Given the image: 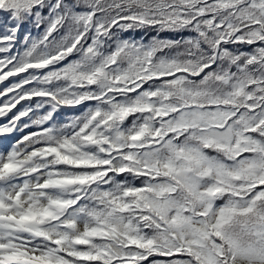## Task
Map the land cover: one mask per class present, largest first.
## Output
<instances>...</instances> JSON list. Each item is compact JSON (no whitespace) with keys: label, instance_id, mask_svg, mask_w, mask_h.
<instances>
[{"label":"snow or ice","instance_id":"snow-or-ice-1","mask_svg":"<svg viewBox=\"0 0 264 264\" xmlns=\"http://www.w3.org/2000/svg\"><path fill=\"white\" fill-rule=\"evenodd\" d=\"M0 264H264V0H0Z\"/></svg>","mask_w":264,"mask_h":264}]
</instances>
